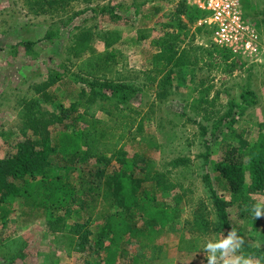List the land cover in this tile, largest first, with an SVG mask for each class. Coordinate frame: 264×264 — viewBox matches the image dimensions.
Wrapping results in <instances>:
<instances>
[{
  "label": "rangeland",
  "instance_id": "obj_1",
  "mask_svg": "<svg viewBox=\"0 0 264 264\" xmlns=\"http://www.w3.org/2000/svg\"><path fill=\"white\" fill-rule=\"evenodd\" d=\"M240 1L257 29L261 47L254 56L228 50L225 59L215 49L212 30L199 22L202 17L188 0H66L65 4L60 0L51 4L0 0V156L14 151L23 132L32 133L26 125L29 116L55 119L59 105L69 108L72 103H80L77 113L88 127L108 130L116 139L123 121L113 115L110 99L96 94L92 100H84L91 91L86 81L124 82L135 88L124 112L134 121L118 147L152 162V174L161 180L145 181L142 186L155 192L157 201L177 205L180 216L153 240L149 254L143 246L148 239L131 238L123 243L128 253L119 255V264H135L132 256L148 259L150 264H207L201 249L205 240L219 239L222 233L226 236L232 227L246 241L241 254L264 256V217L254 221L229 202L231 227L220 228L204 180L209 174L215 185L213 164L233 146L242 150L239 137L247 142L258 138L259 125L264 123V0ZM181 4L183 13L178 10ZM112 34L118 39L109 42L107 49L114 50L115 62L96 76L80 71L77 64L83 58L107 51ZM169 34L177 37L170 41L175 56L182 55L187 63L155 68L153 59L161 55V47L154 41ZM79 41L86 46L75 56ZM247 87L254 91L257 103L244 110L234 107L232 127H228V119L213 132L214 122L228 111L230 101L241 102L239 96ZM43 91L53 100L43 101L39 96ZM47 129L53 141L55 127L49 124ZM108 156L111 164L87 160V165L75 164L67 176L77 185L90 171L82 168H91L88 177L103 187L117 166L114 157ZM178 158L177 165L171 163ZM60 165L57 156L50 155L46 167ZM97 168L101 171L96 172ZM60 172L64 170L60 168ZM135 175L141 173L135 170ZM252 198L264 200V194H252ZM17 203L14 220L0 224V264H85L83 258L92 263L102 257V251L81 257L67 235L50 232L43 218L26 216ZM195 218L206 219L208 228H197ZM74 219L68 218L67 223ZM139 222L145 224V219ZM101 224L93 218L92 231Z\"/></svg>",
  "mask_w": 264,
  "mask_h": 264
},
{
  "label": "trees",
  "instance_id": "obj_2",
  "mask_svg": "<svg viewBox=\"0 0 264 264\" xmlns=\"http://www.w3.org/2000/svg\"><path fill=\"white\" fill-rule=\"evenodd\" d=\"M34 1L39 2L40 0ZM44 1L51 4L57 0ZM60 1L65 4L66 0ZM191 7L199 17L205 15L194 6ZM178 10L183 13L182 4ZM192 18L191 15L190 19ZM188 33L189 30L185 24V35ZM176 38L169 34L154 41L161 47V55L153 59L155 68H165L169 63L177 65L187 63L182 55L175 56L176 50L170 41ZM117 39L118 35L112 34L111 40L106 42V49L108 44L114 43ZM78 45L75 56H80L84 51L83 47L86 46L80 44V41ZM215 49L221 51L225 59L229 57L228 50L219 46ZM114 62V50L107 49L102 54L83 58L77 67L88 75L96 76L105 66ZM171 74H167L165 79H170ZM59 76L62 75L59 74ZM86 85L91 91L89 96L84 98L85 101L92 100L96 94L111 100L115 110L113 115L120 117L123 121L120 128L121 133L113 139L108 130L88 127L82 121L84 120L83 115L77 113L76 105L80 103H72L69 108L59 105L56 111L58 114L53 115L55 119L29 116L26 125L32 128V133L23 132V136L15 143L14 151L6 156H0V224L4 225L5 221L14 220V215L19 209L18 201L23 206L26 216L43 218L50 232H62L67 235L69 242L73 244V249L81 253V257L82 254L88 256L91 253L102 251V257L92 263L83 258L85 264H119V255L128 253L123 243L131 238L148 239L143 246L149 254L153 247V240L177 222L180 211L177 205L157 201L155 192L142 186L141 183L145 181L161 180L156 174H152V162L137 152L127 154L123 148L118 147L120 137L134 121L124 112L129 109L125 104L135 88L129 83L99 82L96 79L87 80ZM39 96L43 101L53 100L52 95L46 91ZM239 97L241 102L230 101L228 111L214 122L213 132L228 119L230 122L227 125L229 128L232 127L234 120L231 115L234 107L244 110L257 103L254 91L248 87ZM49 124L55 127L53 141L47 129ZM259 130L260 135L252 142L239 137L238 143L242 150L233 146L213 164L216 173L215 185L211 183L209 174L204 176L220 228L229 230L231 227L229 202L236 203L241 208L243 216L254 221L258 220L251 215L250 205L256 202L252 194H264V123L259 125ZM37 135L39 138H36ZM109 153L114 157L117 166L114 172L105 179L103 187L98 186V183H93L88 177L93 172L91 168L85 170L82 166L83 171H90L85 178H80L81 181L77 185L67 176V173L73 171L75 164L77 166L87 165V160H94L102 165L111 164ZM52 154L57 156L58 164L61 163L60 166L46 167ZM180 161L178 158L172 160L171 163L177 165ZM60 168L64 170V173L60 172ZM135 170H138L141 175L136 176ZM95 171L100 172L101 169L97 168ZM84 183H87L86 186ZM114 206L117 209L112 211ZM72 216L76 219L68 224L67 220ZM93 218L102 221L100 229L96 232L91 229ZM141 218L145 219V224L139 222ZM194 224L207 229L209 223L206 219L197 220L195 218ZM1 231L2 229L0 230V241L3 237ZM92 234L95 236L94 240L90 238ZM262 237H264V231H262ZM132 259L135 264L151 263L150 260L139 257L132 256Z\"/></svg>",
  "mask_w": 264,
  "mask_h": 264
},
{
  "label": "built area",
  "instance_id": "obj_3",
  "mask_svg": "<svg viewBox=\"0 0 264 264\" xmlns=\"http://www.w3.org/2000/svg\"><path fill=\"white\" fill-rule=\"evenodd\" d=\"M188 3L205 13L199 22L212 30L215 45L233 53L258 55L259 35L245 16L240 0H188Z\"/></svg>",
  "mask_w": 264,
  "mask_h": 264
},
{
  "label": "clouds",
  "instance_id": "obj_4",
  "mask_svg": "<svg viewBox=\"0 0 264 264\" xmlns=\"http://www.w3.org/2000/svg\"><path fill=\"white\" fill-rule=\"evenodd\" d=\"M250 213L254 219L264 217V200H257L250 205ZM246 241L236 228L219 239L208 238L202 246L207 264H264V256H245L242 249Z\"/></svg>",
  "mask_w": 264,
  "mask_h": 264
}]
</instances>
